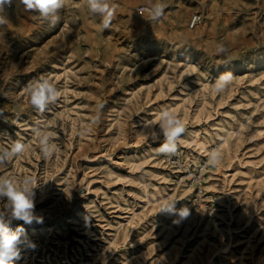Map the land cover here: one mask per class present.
Masks as SVG:
<instances>
[{"label":"rangeland","instance_id":"obj_1","mask_svg":"<svg viewBox=\"0 0 264 264\" xmlns=\"http://www.w3.org/2000/svg\"><path fill=\"white\" fill-rule=\"evenodd\" d=\"M111 2L108 29L86 0H65L54 25L18 0L0 9V148L25 145L0 176L31 178L42 218L10 226L35 245L16 264H264V0H162L155 21L139 12L150 0ZM41 77L60 93L43 114L27 91ZM163 110L185 128L171 157L207 166L212 217L164 137L142 134ZM37 127L53 133L47 158ZM165 201L189 216L159 212Z\"/></svg>","mask_w":264,"mask_h":264},{"label":"clouds","instance_id":"obj_2","mask_svg":"<svg viewBox=\"0 0 264 264\" xmlns=\"http://www.w3.org/2000/svg\"><path fill=\"white\" fill-rule=\"evenodd\" d=\"M25 11H35L46 21L53 25L58 21V12L64 7L65 0H18ZM12 0H0V9L5 6H11ZM88 11L102 18V28L108 29L115 14V7L111 0H86ZM165 4L162 0L151 2L147 9L148 16L151 20H158L163 16ZM6 22L0 17V23ZM225 51L223 47L217 49L221 54ZM233 79L231 72L221 73L215 80L213 90L216 92L224 91ZM30 94L31 105L41 114L48 106L57 101L60 93L56 86L47 78L31 82L27 86ZM2 114V113H0ZM152 128L151 134L142 131V134L152 140H158L160 136L164 137V142L159 146V152L169 157L176 155L178 149V140L184 133L185 128L181 121L177 119L170 111L163 110L159 116L158 130L153 128L150 122L145 124ZM38 139L40 152L45 158L49 157L56 151V145L52 141L53 133L42 131L39 127L34 129ZM25 145L22 142H14L10 149L0 148V166L21 154ZM220 161L218 151L209 153L207 164L216 166ZM33 181L31 178H24L17 181L14 178L0 176V201L6 200V208L0 209V264H16L21 259V246L28 243L29 246L35 247L27 240V236L22 226L13 230L10 226L13 222L22 221L24 224H32L34 221L42 222V218L34 214V191L35 187H30ZM176 201H165L159 212L175 213L183 219L189 216L188 207L177 209Z\"/></svg>","mask_w":264,"mask_h":264},{"label":"built area","instance_id":"obj_3","mask_svg":"<svg viewBox=\"0 0 264 264\" xmlns=\"http://www.w3.org/2000/svg\"><path fill=\"white\" fill-rule=\"evenodd\" d=\"M148 7L141 6L139 8V12L143 14H148ZM202 21L201 14H194L190 19L191 28L196 27ZM171 163L175 168H180V171L185 174L186 179L191 183V190L193 195V204L199 206L201 209L207 212L209 217L213 216V202H211V198L207 195L206 191V165H200L197 171L194 173L190 172L189 166H183L181 164L180 158L176 159V157H170L167 160ZM188 175L190 176L188 178Z\"/></svg>","mask_w":264,"mask_h":264}]
</instances>
